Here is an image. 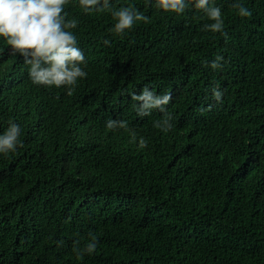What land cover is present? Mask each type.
I'll return each instance as SVG.
<instances>
[{
    "label": "trees",
    "instance_id": "trees-1",
    "mask_svg": "<svg viewBox=\"0 0 264 264\" xmlns=\"http://www.w3.org/2000/svg\"><path fill=\"white\" fill-rule=\"evenodd\" d=\"M154 2L111 0L149 18L117 36L110 11L71 0L87 73L72 96L34 85L0 38V134L12 120L24 144L0 154V264H264V0H242L245 18L215 0L227 40L202 30L212 21L194 6ZM145 85L173 96L171 131L154 127L159 110L137 115L130 94ZM89 232L97 251L77 259Z\"/></svg>",
    "mask_w": 264,
    "mask_h": 264
},
{
    "label": "clouds",
    "instance_id": "clouds-1",
    "mask_svg": "<svg viewBox=\"0 0 264 264\" xmlns=\"http://www.w3.org/2000/svg\"><path fill=\"white\" fill-rule=\"evenodd\" d=\"M71 0H0V38L11 47L13 54L19 53L24 57L28 66V75L31 82L37 86L67 88V95L72 96L78 81L86 78L87 73L81 67H86V57L79 47L78 38L72 30L78 27L76 19H67L66 7ZM80 8L85 14L110 11L116 21L110 29L117 36H123L131 31L137 22L149 23V18L139 13L134 5L112 8L111 0H78ZM146 5L152 0H145ZM194 6L203 11L208 20L203 31L220 33L228 39L225 31V21L221 8L216 6L215 0H155L154 7L165 13L181 15L186 9ZM233 7L238 10L241 18L251 17L252 12L243 6L242 0H234ZM105 45L110 41L104 40ZM224 60L222 55H216L210 67L213 70L221 69ZM207 66V62L205 63ZM145 85L141 94L131 93L133 107L139 117H151L154 110L163 113V117L153 121L155 128L167 133L174 128L173 116L167 106L173 100L171 93L157 95ZM213 98L217 103L222 102L224 93L219 86L212 89ZM106 128L110 131L123 129L129 133L131 142H137V132L130 128L127 121L109 118ZM22 128L9 120V127L0 134V154L8 155L23 148L20 137ZM170 135V134H169ZM168 136V135H167ZM166 136V137H167ZM148 141L139 137L138 146L146 148ZM183 150V147H182ZM60 243H63L62 241ZM98 237L89 232L88 242L83 248L76 241L73 251L77 259H83L85 254L91 255L97 251Z\"/></svg>",
    "mask_w": 264,
    "mask_h": 264
}]
</instances>
